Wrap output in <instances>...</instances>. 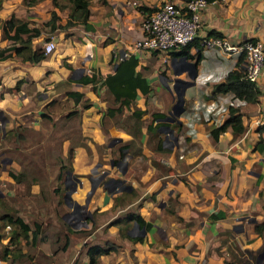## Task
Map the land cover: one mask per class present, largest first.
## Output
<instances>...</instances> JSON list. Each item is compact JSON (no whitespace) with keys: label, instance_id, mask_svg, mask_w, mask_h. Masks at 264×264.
Segmentation results:
<instances>
[{"label":"crops","instance_id":"crops-1","mask_svg":"<svg viewBox=\"0 0 264 264\" xmlns=\"http://www.w3.org/2000/svg\"><path fill=\"white\" fill-rule=\"evenodd\" d=\"M64 1L67 12L60 24L71 8L70 2ZM104 1L86 0L84 22L72 18L71 25L53 31L44 25L46 34L56 32V38L55 47L42 59L22 60L11 49L9 56L0 60V139L15 125L44 131L39 126L41 114L54 119L76 110L88 147L73 148L71 173L77 181L73 187L76 197L94 192L89 203L96 213L109 209L113 196L130 188L138 193L133 202L145 197L137 212L151 225L139 234L142 241L121 238L116 250L99 256L98 264H221L224 259L256 264L264 242V232L253 230L254 223L264 220V131H257L264 122V65L256 81L260 90L257 101L237 103L246 113L241 117L243 131L233 135L226 129L212 139L210 130L227 118L233 98L230 93L208 95L212 85L235 66L238 55L201 47L197 40L181 50L169 51L166 61L163 52H136L133 42L142 35L139 22L143 16L136 7H155L163 0H133L135 6L132 0ZM210 31L231 44L250 38L264 43V0L208 2L197 35ZM44 33L40 28L36 37L23 43V57L40 50L37 40ZM129 55L136 60L133 73L141 74L148 90L135 89V98L129 108H122V115L129 114L132 105L147 112L141 116L140 142L122 148L118 156V147L131 135L120 126L110 125L105 130L100 126L107 107L118 104L102 79L113 73L118 60ZM83 74L93 76L94 81L79 82ZM183 80L191 84L181 91L182 111L170 120L166 117L175 101L172 85L180 91ZM69 91L80 93L78 102L66 95ZM86 99L87 106L81 107ZM158 139L165 149L156 147ZM65 145L66 141L62 153ZM113 156H118L117 166L125 167L119 178L110 168ZM9 164L16 165L12 160ZM114 180L122 182L116 191L109 186ZM150 194L153 197L147 198ZM212 212H222L223 217L213 219ZM2 229L9 231V226ZM78 247L67 248L76 253ZM83 258L80 264H88L85 254Z\"/></svg>","mask_w":264,"mask_h":264},{"label":"trees","instance_id":"trees-1","mask_svg":"<svg viewBox=\"0 0 264 264\" xmlns=\"http://www.w3.org/2000/svg\"><path fill=\"white\" fill-rule=\"evenodd\" d=\"M54 3L55 8L60 9V6H56L55 0H50ZM71 4V8L68 17L66 18L63 24L57 22L58 15L55 10H51L49 13V18L44 22L49 29V31H53L54 29L65 28L68 25H71L72 18L77 19L79 22H84L87 16V2L86 0H68ZM105 2L104 0H101ZM208 2L212 0H207ZM143 14L150 13L154 6H146L140 4L136 7ZM74 16V17H73ZM0 31L2 35L10 40V45L7 47L0 48V60L9 56V51L12 49L15 55L19 56L22 60H28L29 62H35L39 59H42L45 55L39 50L38 52L32 51L26 58L21 55V50L24 48L23 43L28 42L32 37H36L40 28L38 26H29L27 22L20 21L19 19L10 16L7 19H4L0 23ZM207 35H215L220 36L219 33L210 31ZM253 39V38H250ZM196 40V39H194ZM192 40L191 42H193ZM190 42V43H191ZM189 43H187L185 47H187ZM155 52V51H152ZM136 64V60L131 55L126 58H122L118 60L114 65V71L111 74H106L102 79L103 85L107 91H109L113 96V100L117 101L116 106L109 105L107 107V111L104 115L100 117L99 124L103 130H105L110 125H117L129 131L131 138L122 143L118 150L121 154L122 148L129 149L130 146L134 142L139 143V135H140V127L143 123L141 116L147 112L146 108L140 109L135 105H132L131 111L129 114L122 115V108H129L133 99L135 98V89H139L140 91H147L148 85L145 82V79L141 76L140 73H133V68ZM242 54L238 55L235 60V66L229 69L224 78L216 82L212 85V89L209 97H214L217 94L230 93L232 96V101L227 107V118L216 127L210 130V135L212 139H216L217 135L226 130L230 129L233 135H238L243 131L242 124V116L245 115V112L239 110L238 101L245 102H256L257 96L260 94V90L257 87L256 83L247 81L242 77ZM78 81L81 83L93 82L94 77L88 75H81L78 78ZM67 96L71 97L73 102H78L80 99V93H75L69 91L66 93ZM88 100L82 101L80 103L81 107H86ZM123 116L121 120L119 117ZM159 114H154L153 117H159ZM40 124L43 123V127L46 129L45 132L37 129L30 125H15L12 126L5 135L2 136L0 141L3 142L4 146L2 150H0V157H9L12 161L20 163L21 166L23 164L29 163V159L34 161L35 159L38 162V158L40 156L41 150L39 148L49 147L48 142L53 140L54 144H52L50 148L52 151L55 149L59 152L58 155V164L57 171L55 175L56 179H61L62 182V191L60 192L61 201L64 199V175L65 171L71 172L72 167L70 160L73 155V148L77 145L84 146L85 149L88 150L84 142V137L81 135L80 130V117L79 113L76 110H70L66 113H63L54 119L51 116L46 114H41L40 116ZM149 130V126L147 129ZM257 131L261 133L264 131V122L257 126ZM66 141V155H62V141ZM259 141L261 138L259 137ZM9 146H5V143ZM11 144V145H10ZM15 144V146L13 145ZM160 139L157 140L156 147L158 149L160 146ZM135 152H138L137 148L134 149ZM18 156V158H17ZM112 158V163L114 164L117 160V157ZM63 160H69V166L64 169ZM56 161V160H55ZM37 164V163H36ZM155 166H159L157 162H153ZM7 175L11 177V179L15 181H20V179L25 175L23 170H12L8 169ZM62 177V178H61ZM35 177H31L30 181H33ZM54 191H57L58 186L53 188ZM135 190L130 188L128 191H121L118 198L113 196V202L120 203L122 196H134ZM122 195V196H120ZM153 195H148L147 198H152ZM123 198V197H122ZM145 197L139 199L133 207L134 209H126L123 211V214L117 216L108 223L109 225H117V232L120 238H126L130 242H141L143 237L139 234H131L129 233V228L132 224L136 226L137 229L143 228L145 231L149 229L150 223L143 220L142 217L138 214L137 208L141 203V200ZM1 199V198H0ZM176 201V200H175ZM174 201V202H175ZM64 203V201H62ZM113 205V204H112ZM133 205V204H132ZM3 206V205H2ZM0 214V220H2L3 224L10 226V236L8 238V243H17L19 238L24 239L26 243L30 245V247L34 246L39 239H42V235H39L40 232V222L33 221L32 227H30L27 222H25L22 217L14 212L15 209H11L12 211H7L6 207ZM210 217L213 219L222 218V212H212ZM181 220L180 218H178ZM88 221L92 224V217H88ZM65 221H63L64 223ZM253 230L257 234H261L264 232V220L258 223H254ZM7 243V244H8ZM65 245V244H64ZM120 244L112 239L105 238L102 243L94 242L90 244L84 245V254L87 256L88 264H98V258L100 255L106 254L109 251L116 250V248ZM66 246H62L64 249ZM6 244L1 245L0 247V260L7 261V256L10 255L11 260H16L20 258V256L24 253L19 251V248L16 251H12L8 249ZM31 253H27L26 257H30ZM74 264V262H72ZM221 264H235L229 260H222Z\"/></svg>","mask_w":264,"mask_h":264},{"label":"rangeland","instance_id":"rangeland-1","mask_svg":"<svg viewBox=\"0 0 264 264\" xmlns=\"http://www.w3.org/2000/svg\"><path fill=\"white\" fill-rule=\"evenodd\" d=\"M97 1L100 2V0ZM55 2L56 6L61 5L62 7L60 9L55 8L54 3L50 0H0V23L4 19L13 16L20 21L27 22L29 26L42 28L45 33L37 40L38 46H42L45 40H55L56 38V32L46 34L47 27L44 26V22L49 18L50 11L55 10L58 15L57 22L65 19L67 12L65 1L55 0ZM9 42L0 31V48L10 44ZM122 118L123 116H120L119 120ZM43 125L41 123L39 126L42 128ZM45 130L44 128V132ZM64 141H62V144ZM52 144L54 142L50 140L48 142L49 147L45 146L38 149L42 151L38 162L36 159L34 161L29 159V163L21 166L20 163L13 161L16 165L8 164L7 169H4V162H0L3 169L1 170L0 167V213L5 209L3 208L5 206L7 211L15 209L14 212L20 215L30 227H32L33 221L40 222L39 235H42V239L36 242L35 247H30L22 238H19L15 244L8 243L9 237L7 236H10V230L3 231L2 228L6 225L0 220V247L6 244L9 247L8 249L16 251L19 248V251L25 254H22L16 260H11V262L10 255H8L7 261H3V264H72V262L80 264L81 260L84 259L85 244L102 243L105 238L112 239L120 244L119 240L121 238L118 236L117 225H109L108 223L111 219L122 215L126 209H134L133 206L139 202L138 200L133 202L135 197L138 196L136 192L131 197L120 195L123 197H121L120 203L112 202L113 205L111 204L109 209L96 213L94 209H91L89 203L94 192H83L81 197H76L73 187L77 185V181L72 177V173L66 170L63 185V203L60 199L61 179L55 180L57 165L60 164L57 162L59 152L56 149L52 151V148H50ZM13 145L15 146V144ZM3 146V142L0 141V150ZM5 146H9L7 142ZM62 155H66V151H63ZM2 158L4 157H0V160ZM5 158L9 157L5 156ZM63 165V168L66 169L69 166V160H63ZM118 167L121 168V164ZM8 169L23 170L25 175L20 181H15L7 175ZM117 171V168L113 170L117 176L116 178H119ZM31 177H35V179L30 181ZM56 186H58V189L54 191L53 188ZM109 186L111 187L110 190L116 191L122 186V182L114 180L110 182ZM119 194L120 192L116 193L115 196L118 198ZM88 217H92V224L88 221ZM63 221L65 222L63 223ZM138 230L132 224L129 233L139 234ZM74 244H79L76 253L70 252L67 248L69 245L73 246ZM62 246L66 247L63 249ZM27 253H31V256L26 257ZM1 261L0 264H2ZM256 264H264V254L258 256Z\"/></svg>","mask_w":264,"mask_h":264},{"label":"built area","instance_id":"built-area-1","mask_svg":"<svg viewBox=\"0 0 264 264\" xmlns=\"http://www.w3.org/2000/svg\"><path fill=\"white\" fill-rule=\"evenodd\" d=\"M130 3L134 6L137 4L133 0ZM207 3V0H163L150 13L143 14L139 22L142 35L133 42V50L163 52V61H166L169 51L181 50L187 43L196 39L201 47L242 54V77L256 83L259 70L264 65L263 41L254 38L231 44L222 36L197 35L201 26V13ZM82 38L84 42H88L85 34ZM54 47L53 39H47L40 51L48 54Z\"/></svg>","mask_w":264,"mask_h":264},{"label":"water","instance_id":"water-1","mask_svg":"<svg viewBox=\"0 0 264 264\" xmlns=\"http://www.w3.org/2000/svg\"><path fill=\"white\" fill-rule=\"evenodd\" d=\"M182 59L184 60L185 58L182 57ZM190 84H191V82H189L188 80H183V83H182V86L180 88V91H178L176 86H175V83H173L172 88H173L174 93H175V101L172 104L170 112H169V115L166 118H169L170 120H172L173 117L177 116L182 111L183 107H182L181 91L183 90V88H185L186 86H188ZM0 122H1V119H0ZM113 142H114V139L110 140L108 145H111ZM10 161H11V159L5 158V157L0 160L1 163L4 162V164H5L4 169H7L8 164L10 163ZM111 162H112V160H110V168L112 170L117 168L118 169L117 174L121 175L124 172L125 167L119 168L116 165V162L114 164H112ZM1 170H3L2 167H1ZM243 219L244 218H240V220H243ZM249 221H253V219H250ZM240 227L241 226H239V229H240ZM144 232H145V230L143 228H141L139 234H143ZM263 254H264V246H263L262 250L259 252L258 256L259 255H263Z\"/></svg>","mask_w":264,"mask_h":264}]
</instances>
